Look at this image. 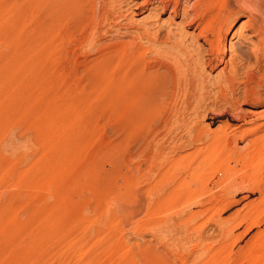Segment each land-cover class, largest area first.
Listing matches in <instances>:
<instances>
[{
	"label": "rangeland",
	"instance_id": "1",
	"mask_svg": "<svg viewBox=\"0 0 264 264\" xmlns=\"http://www.w3.org/2000/svg\"><path fill=\"white\" fill-rule=\"evenodd\" d=\"M170 1L0 0V264H264V60L219 82L264 36L243 0ZM196 16L225 23L208 99L154 119L135 69L187 68Z\"/></svg>",
	"mask_w": 264,
	"mask_h": 264
},
{
	"label": "bare ground",
	"instance_id": "2",
	"mask_svg": "<svg viewBox=\"0 0 264 264\" xmlns=\"http://www.w3.org/2000/svg\"><path fill=\"white\" fill-rule=\"evenodd\" d=\"M62 1H64L66 6L68 3L71 4L65 8L68 10L65 11L66 14L78 12L81 7L83 8L87 5L84 4L86 0H53L54 7H62ZM258 1H260V4L257 5L256 2ZM160 3L162 4V9L164 10V8L166 9V7H169L167 4H171V1L163 0V2ZM158 5L160 6V4ZM239 5H242V10L247 15V22L252 23L251 30H253L254 34L256 36H264V0H243L241 3H239ZM176 11L177 2L174 3L173 12L171 13H174L175 15ZM189 17V11L183 10V18L188 20ZM200 18V16L194 17V19H192V23L195 24L197 20L200 21L197 25V28L200 29V33L205 35L204 44H206L208 47L207 49H194L192 51H188V48L185 46L179 47L178 54L184 57L182 62L187 66V68H182L181 71H178L173 67V65L161 60L156 66H154L155 68L153 67L154 69H151L149 72L145 71L142 73L139 71L140 69H135V74L132 80L133 93H130L132 94L134 101H140L143 103L140 105H144V109L149 115H152L154 119L157 117H162L164 114H166L168 110H170L168 107L173 103H177L176 106H178V103H182L187 106L195 99L204 102L208 99V97H206V93L201 94L196 91L194 88V83L199 78V70L209 66L215 67L219 62H221L220 48L223 38L222 35L225 29V23L224 21L220 20H215L212 22L208 20L203 21V19ZM262 43L264 48V39H262ZM263 60L264 52H261L260 54L240 52L238 57H236L235 60L231 62L230 72L226 75H221L219 77V82H222L228 86V88L231 90V96L235 97L238 95V93L240 94V92L243 90L242 88L244 87L242 82L238 81L239 71L242 69V67L245 64L252 62L256 67L255 70H258L260 67L259 65H262ZM136 62H138V60L135 55L134 64H136ZM263 97L264 88L256 87L253 89L250 97L246 98L254 100L253 102H259L263 100ZM258 128H260V126H258L257 129L252 132V135H255L256 131L258 132Z\"/></svg>",
	"mask_w": 264,
	"mask_h": 264
}]
</instances>
